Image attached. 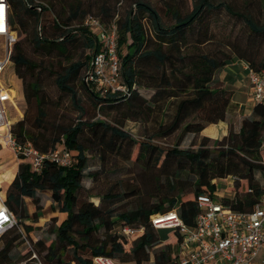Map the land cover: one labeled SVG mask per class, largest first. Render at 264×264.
I'll return each mask as SVG.
<instances>
[{
	"label": "trees",
	"instance_id": "1",
	"mask_svg": "<svg viewBox=\"0 0 264 264\" xmlns=\"http://www.w3.org/2000/svg\"><path fill=\"white\" fill-rule=\"evenodd\" d=\"M6 1L9 28L16 33L10 61L13 73L21 80L26 103V110L13 124L12 133L18 142H29L43 154L62 143L71 152L72 163L60 167L45 161L42 171L34 173L28 163L20 161L4 193V204L14 215L16 225L0 235V264H93L97 256L109 257L120 264H177L178 245L183 236L177 229L154 228L153 216L176 211L184 225L193 227L198 213L197 197L212 196L213 182L228 177L233 178L226 184L232 197L219 198L224 205L243 212L252 210L258 203L264 195V185L256 179V173L264 174V105L254 104L250 115L242 116L235 130L227 116L234 93L211 84L214 74L233 57L254 72L264 70V57L252 54L251 47L258 39L264 40V0H242L245 5L242 11L224 0H192L190 12L184 15L169 5L166 14L171 15V24L164 22L149 0H132L122 15L103 4L100 17L92 16L106 25L116 23L122 79L129 87L126 96L99 95L83 83L82 74L92 53L100 50V44L82 26L87 15L78 5H68V13L62 7L52 15L54 7L49 0L46 4L37 0ZM250 6L257 10L251 11ZM221 9L239 19L247 30V44L243 48L228 46L231 55L219 50L202 51V47L212 44L210 15ZM77 45L88 54L82 60L72 61L69 50ZM122 47H126L123 55ZM28 48L34 56L29 55ZM53 56L66 62L48 69L47 61ZM45 71L54 76L57 91L69 97L78 113L76 122L59 124L48 120V107L53 102L43 90L41 75ZM76 81L87 94L93 110L112 111L124 105V119H134L144 106L150 108L149 103L155 99V106L162 107V122L155 137L178 133V142L171 149H164L148 141H135L120 125L103 118L88 120V109L78 96ZM147 91H153L149 98L144 94ZM169 99L174 100L173 111L165 123L166 112L159 104ZM219 122H227L226 136L210 145V140L202 137L195 149L178 148L185 135H198ZM88 141L97 148L103 146L128 158L133 147L139 150L137 157L142 159H152L155 152V166L162 162L164 167L173 158L175 166L166 180L173 194L155 204L117 215L102 204L80 202L78 191L88 166V147L84 143ZM44 192L50 195V210L65 214V219L52 228L53 239L33 242L29 237L32 228L23 222L37 223L41 218L38 194ZM113 198L107 194L103 199ZM26 199L33 205L32 213L26 207ZM124 226L140 231L126 236L121 232ZM100 230H103L102 239H94ZM19 242L27 252L16 257L13 250ZM156 247L159 249L150 263L148 251ZM67 251L71 258L65 263L62 258ZM36 252L39 256L45 253L41 257L43 262Z\"/></svg>",
	"mask_w": 264,
	"mask_h": 264
},
{
	"label": "rangeland",
	"instance_id": "2",
	"mask_svg": "<svg viewBox=\"0 0 264 264\" xmlns=\"http://www.w3.org/2000/svg\"><path fill=\"white\" fill-rule=\"evenodd\" d=\"M37 1H41L45 4L48 3V0ZM49 1L53 3L54 7L51 9L52 15L56 14V11H59L62 7H65V11L68 13V5H78L81 10L85 12V15H95L99 17V10L103 4L111 7L114 13L122 15L124 11L128 9L129 4L132 3V0ZM149 1L151 5L157 9L164 22L167 24H171L173 22L171 15L166 14V10L169 5L172 8H177L182 15L189 13L192 5V0ZM224 1L232 4L236 10L242 11L245 7L242 0ZM250 10L255 11L257 8L250 6ZM80 20L81 18L76 20L75 23L78 24ZM209 25L210 30L212 31V44L210 43L202 47L203 52L219 50L231 55L228 46L237 45L239 48H243L247 44V30L245 29L243 23L239 19L227 14L225 10L221 9L213 11L210 15ZM148 34L150 37H153L152 32ZM18 37L19 34L17 32V38ZM251 47H253L252 50L254 52L252 54H255L260 58L264 57V40L260 41L258 39L253 43V45H251ZM5 49L6 42L0 37V58L4 56ZM125 52L126 47H122V55L125 54ZM28 53L30 56H34L32 55L30 48H28ZM86 54H88V52H86L80 45H77L69 50V57L72 59V61L82 60ZM235 60L238 59L233 57L231 61H227V64L214 74L213 84H211L212 87H222L226 90H231L233 93L236 92L234 89V75L240 79H244L245 76L247 78V72L245 73L240 67L237 66L234 69L233 75L232 72L227 69V65H230L229 63ZM47 62L49 63L47 64V68L51 69V65L57 67V63H65L66 61L64 59H58L57 56H53ZM17 79H11V83L13 87L16 88L18 97L22 100V108L25 111L26 103L23 99V93L21 94L22 83L20 79ZM41 79L45 95L50 101L53 102V104L48 107V120L50 122L59 124H69L76 122L78 120V113L72 107L69 97L66 95H61L57 91L53 83L54 76L45 71L42 73ZM19 83L21 84V88ZM75 86L78 90V96L80 97L82 104L88 109V120L103 118L109 123L120 125L125 131L130 133L132 139L135 141H148L152 145H156L164 149H171L178 142V133H174L167 137H155V133L158 131V126L162 122V107L158 109V104L155 106V99L153 103H149L150 108L144 106L142 112H140L134 119H124L122 116L123 113L126 112V107L124 105H120L112 111L104 110L101 112L100 110H93L87 94L79 88L78 81L75 82ZM153 91H147L144 92V94L149 98L153 95ZM245 99L246 97L242 98L241 94H237L233 100L239 103V101L245 102ZM166 101L168 102H162L159 104V106L163 105V109H165L166 112V114L163 116L164 121L165 123H168L170 115L173 111L174 100L169 99ZM246 109H250V107L247 106ZM242 115V112H240V114H235L233 112V107L230 105L227 116L229 120L235 123V130L238 129V122L240 120L239 116L241 117ZM221 127L223 128V123H217L198 135H185L183 140L179 143L178 148L195 149L199 145L202 137L208 138L210 140L208 144L210 145L212 141H215L221 134ZM88 136L90 137V134H88ZM89 139L93 140L92 137ZM84 144L86 147H88V166L84 171L82 188L78 191V199L80 202L89 200L94 203V205L102 204L103 208L112 209L113 213L117 215L121 212L130 211L138 207H146L155 204L161 198L169 197L173 194L170 191L166 181L175 166V160L173 158H170L164 167L161 166L162 162L158 166H155V152L153 153L152 159L148 160L147 157L146 159H142V157H137L139 150L133 147L131 157L128 158L122 155H116L109 149L103 148V146L97 148L93 146L92 142L89 141ZM19 163V160L16 159L10 150L0 146V191L6 190L16 174ZM256 179L261 185H264V174L256 173ZM227 183H231V179L215 180L213 182V195L215 198L219 199L222 197H232V194L227 190ZM107 194L113 195L114 198L111 200L103 199ZM38 195L40 198V205L42 207L41 218L37 223H32L30 221L23 222L32 228L29 237L33 242L53 239L54 235L51 233L52 228L59 225L65 219V214L59 213L58 211L52 212L50 210L52 201L48 192L39 193ZM0 197L4 199L3 196ZM25 204L28 208V211L32 213L34 211L32 203L27 199ZM102 237L103 230H100L94 236V239H102ZM1 246L2 243H0V248ZM159 247L148 251L150 263L153 262V254L159 249ZM26 252L27 249L25 245L20 242L13 250V254L16 257H20ZM44 254V252L40 256L37 254V257L41 260V262H43L41 257ZM70 258V252L67 251V253L63 255L62 259L65 261V263H68ZM31 264L34 263L31 262Z\"/></svg>",
	"mask_w": 264,
	"mask_h": 264
},
{
	"label": "built area",
	"instance_id": "3",
	"mask_svg": "<svg viewBox=\"0 0 264 264\" xmlns=\"http://www.w3.org/2000/svg\"><path fill=\"white\" fill-rule=\"evenodd\" d=\"M0 10V37L6 42L5 54L0 58V146L10 150L19 161L28 163L34 173L42 171L45 161L68 167L72 163V154L62 143L52 152L43 154L29 142H18L12 133L13 124L23 116L22 100L11 83V79H17L10 61L16 33L9 28L6 0H0ZM82 26L100 44V50L92 53L82 74L83 83L99 95L126 96L129 87L122 79L116 23L106 25L98 17L87 15ZM247 70L251 100L253 104L264 105V70L254 72L248 66ZM227 179L233 180L232 177ZM196 203L198 213L191 228L182 223L176 211L151 218L154 228L177 229L182 234L177 264H264V260L257 258L264 249V195L252 210L243 212L224 205L214 195L199 196ZM0 204L1 235L15 226L16 221L1 197ZM139 231L129 226L121 228L126 236ZM93 264L120 263L97 256Z\"/></svg>",
	"mask_w": 264,
	"mask_h": 264
},
{
	"label": "crops",
	"instance_id": "4",
	"mask_svg": "<svg viewBox=\"0 0 264 264\" xmlns=\"http://www.w3.org/2000/svg\"><path fill=\"white\" fill-rule=\"evenodd\" d=\"M229 64L230 65H227V69L230 70L232 72V74L234 73V69L237 66L240 67L241 70L244 71L245 73L246 72L248 73L247 65L242 60H235V61H232ZM234 79H235V81H234V83H235L234 89H235L236 92H234V95H233V98H232V101H231V104L230 105L233 107V112L235 114H240V112H242L243 113L242 116H248V115H250L251 109H252V107L254 105L253 102H252V100H251V97H250L248 77L246 78V76H245L244 79L243 78L240 79L239 77H237V76L234 75ZM20 88H21V84H20ZM21 94H22V90H21ZM237 94H241V97L242 98L243 97L244 98L246 97L245 102H240L239 101V103H238L237 101H234L233 99H234L235 95H237ZM247 106H249L250 109H246ZM241 117L239 116V118H241ZM228 121L232 122L229 119H228ZM219 123H223V128L221 127V134L219 135V137H217V139H220V138L226 136L227 135V131H228V124H227V122H219ZM233 124L235 125V123H233ZM212 125L214 126L216 124H212ZM212 125L208 126L203 131H205L206 129H208ZM4 193H5V190L4 191H0V196H3L4 197ZM26 200H25V202H26ZM257 258H258V260H264V249L259 252Z\"/></svg>",
	"mask_w": 264,
	"mask_h": 264
},
{
	"label": "snow or ice",
	"instance_id": "5",
	"mask_svg": "<svg viewBox=\"0 0 264 264\" xmlns=\"http://www.w3.org/2000/svg\"><path fill=\"white\" fill-rule=\"evenodd\" d=\"M0 11H2V10H0Z\"/></svg>",
	"mask_w": 264,
	"mask_h": 264
},
{
	"label": "bare ground",
	"instance_id": "6",
	"mask_svg": "<svg viewBox=\"0 0 264 264\" xmlns=\"http://www.w3.org/2000/svg\"><path fill=\"white\" fill-rule=\"evenodd\" d=\"M1 205V204H0Z\"/></svg>",
	"mask_w": 264,
	"mask_h": 264
}]
</instances>
